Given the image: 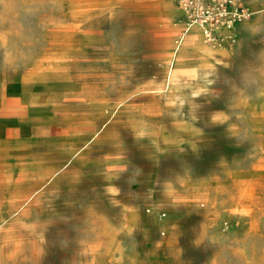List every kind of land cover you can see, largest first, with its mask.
Instances as JSON below:
<instances>
[{"label":"rangeland","instance_id":"obj_1","mask_svg":"<svg viewBox=\"0 0 264 264\" xmlns=\"http://www.w3.org/2000/svg\"><path fill=\"white\" fill-rule=\"evenodd\" d=\"M241 1L0 0V123L67 119L0 142V264H264V0Z\"/></svg>","mask_w":264,"mask_h":264},{"label":"crops","instance_id":"obj_2","mask_svg":"<svg viewBox=\"0 0 264 264\" xmlns=\"http://www.w3.org/2000/svg\"><path fill=\"white\" fill-rule=\"evenodd\" d=\"M30 117L31 116H26L20 121L11 120L0 123V142H19L29 148L35 146L46 148L64 140L63 135L56 134L51 130L54 126H57L56 130L59 129L60 120L66 121L67 119L58 118V120L53 123H33L23 121L27 119L29 120Z\"/></svg>","mask_w":264,"mask_h":264},{"label":"built area","instance_id":"obj_3","mask_svg":"<svg viewBox=\"0 0 264 264\" xmlns=\"http://www.w3.org/2000/svg\"><path fill=\"white\" fill-rule=\"evenodd\" d=\"M209 0H188V4L191 5H196L200 8H203L204 2L207 3ZM214 2H217L219 9L222 11L223 16L222 17H227L228 15L232 17L233 15L239 16V17H244L247 14V5L243 3L241 0H213ZM227 7H231L232 10L231 12H228L226 9ZM198 11L196 12L198 15V12L200 9H197ZM199 16H193L191 23L199 24L202 27H206L208 22L214 17L213 12L210 11H205L204 9Z\"/></svg>","mask_w":264,"mask_h":264},{"label":"bare ground","instance_id":"obj_4","mask_svg":"<svg viewBox=\"0 0 264 264\" xmlns=\"http://www.w3.org/2000/svg\"><path fill=\"white\" fill-rule=\"evenodd\" d=\"M188 23V22H187ZM191 27L192 26H194V27H198L199 29H201V31L203 32V34H204V31H203V29L202 28H200V26L199 25H196L195 23H188ZM227 28H229L230 26H226ZM192 36V35H191Z\"/></svg>","mask_w":264,"mask_h":264}]
</instances>
